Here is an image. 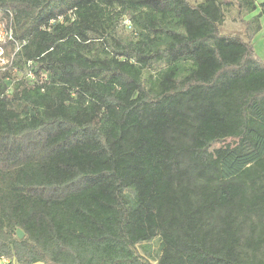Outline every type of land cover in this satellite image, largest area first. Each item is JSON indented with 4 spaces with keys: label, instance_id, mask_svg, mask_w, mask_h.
<instances>
[{
    "label": "trees",
    "instance_id": "trees-1",
    "mask_svg": "<svg viewBox=\"0 0 264 264\" xmlns=\"http://www.w3.org/2000/svg\"><path fill=\"white\" fill-rule=\"evenodd\" d=\"M236 1L250 38L264 10L245 22L257 0ZM0 14L15 38L0 259L264 264V62L220 33L218 0H0Z\"/></svg>",
    "mask_w": 264,
    "mask_h": 264
},
{
    "label": "rangeland",
    "instance_id": "rangeland-1",
    "mask_svg": "<svg viewBox=\"0 0 264 264\" xmlns=\"http://www.w3.org/2000/svg\"><path fill=\"white\" fill-rule=\"evenodd\" d=\"M189 1L192 3H200L205 0H189ZM218 1L223 7L225 14L224 22L220 26V33L225 36H238L250 42L254 49L255 58L258 61L264 62V15L260 19L261 27H262L261 31L249 38L247 35L248 33L245 24L238 17L237 1L236 0H218ZM257 4L259 5L257 11L252 14L246 15L245 18L243 19L245 22H249L251 18H253L257 14L262 12V10H264V0H257ZM3 24L4 26H6L10 24V21L2 18V15L0 14V25ZM6 44L7 43H5L2 47H4ZM5 51L6 50L4 49L3 60L5 59L6 63L0 61V70H4V68L8 69V67L11 65V58L6 56ZM236 142H237L236 140L228 139L222 144H216L212 148V150H216L220 147H225L226 145H231L232 147H235ZM153 246L155 249L158 248L157 240L153 243Z\"/></svg>",
    "mask_w": 264,
    "mask_h": 264
},
{
    "label": "built area",
    "instance_id": "built-area-1",
    "mask_svg": "<svg viewBox=\"0 0 264 264\" xmlns=\"http://www.w3.org/2000/svg\"><path fill=\"white\" fill-rule=\"evenodd\" d=\"M6 25V24H5ZM0 61L6 63L5 59L3 60L4 47H2L5 43L15 42L14 33L11 24L6 26L0 25ZM19 50V44H16V52ZM30 81H35V75L32 71H29L27 75ZM3 264H11L8 259L1 258Z\"/></svg>",
    "mask_w": 264,
    "mask_h": 264
},
{
    "label": "water",
    "instance_id": "water-1",
    "mask_svg": "<svg viewBox=\"0 0 264 264\" xmlns=\"http://www.w3.org/2000/svg\"><path fill=\"white\" fill-rule=\"evenodd\" d=\"M25 234L21 229L17 230V237L18 239L22 240L24 238Z\"/></svg>",
    "mask_w": 264,
    "mask_h": 264
},
{
    "label": "crops",
    "instance_id": "crops-1",
    "mask_svg": "<svg viewBox=\"0 0 264 264\" xmlns=\"http://www.w3.org/2000/svg\"><path fill=\"white\" fill-rule=\"evenodd\" d=\"M0 264H3L2 260L0 259Z\"/></svg>",
    "mask_w": 264,
    "mask_h": 264
}]
</instances>
